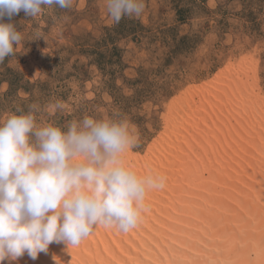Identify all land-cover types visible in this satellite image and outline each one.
I'll use <instances>...</instances> for the list:
<instances>
[{
  "label": "rangeland",
  "instance_id": "obj_1",
  "mask_svg": "<svg viewBox=\"0 0 264 264\" xmlns=\"http://www.w3.org/2000/svg\"><path fill=\"white\" fill-rule=\"evenodd\" d=\"M143 3L118 23L103 0L14 17L23 40L0 62V122L34 103L38 124L116 116L138 134L132 152L147 157L172 105L228 63L254 62L264 95V0ZM57 101L65 108L50 112Z\"/></svg>",
  "mask_w": 264,
  "mask_h": 264
},
{
  "label": "bare ground",
  "instance_id": "obj_2",
  "mask_svg": "<svg viewBox=\"0 0 264 264\" xmlns=\"http://www.w3.org/2000/svg\"><path fill=\"white\" fill-rule=\"evenodd\" d=\"M245 60L177 100L147 157L125 154L152 177L134 227L100 224L12 264H264V95Z\"/></svg>",
  "mask_w": 264,
  "mask_h": 264
},
{
  "label": "clouds",
  "instance_id": "obj_3",
  "mask_svg": "<svg viewBox=\"0 0 264 264\" xmlns=\"http://www.w3.org/2000/svg\"><path fill=\"white\" fill-rule=\"evenodd\" d=\"M73 0H0V62L23 40L13 18ZM114 22L141 14L143 0H103ZM63 101L48 105L64 109ZM38 104L0 122V264L35 261L53 243L77 245L97 225L135 226L152 177L126 166L138 134L126 119L84 115L37 123ZM53 256L56 264L60 261Z\"/></svg>",
  "mask_w": 264,
  "mask_h": 264
}]
</instances>
